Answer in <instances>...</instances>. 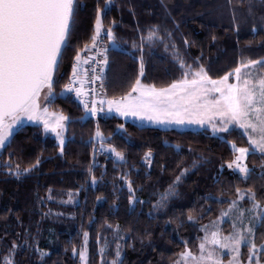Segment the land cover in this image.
I'll list each match as a JSON object with an SVG mask.
<instances>
[{
  "label": "trees",
  "instance_id": "16d2710c",
  "mask_svg": "<svg viewBox=\"0 0 264 264\" xmlns=\"http://www.w3.org/2000/svg\"><path fill=\"white\" fill-rule=\"evenodd\" d=\"M77 5L72 38L56 74L57 93L69 81L77 51L90 44L97 6L104 7L105 0H77ZM103 25L104 30L112 26L116 36L104 74L102 96L106 93L108 98L129 90L140 75L141 56L142 82L158 89L182 78L174 52L194 70L203 65L213 79L232 72L241 60L264 59V0H112ZM154 26L157 36L150 41ZM105 42L108 46L106 36ZM50 109L69 117L63 154L38 125L20 127L0 150V264L13 242L21 245L14 264H78L73 248L85 232L87 264H101L99 250L104 244L108 245L105 257L113 260L117 234L123 237L124 264H172L185 242L194 254L198 252L200 229L237 199V187L245 195V207L252 205L248 189L264 205V155L255 152L247 157L245 163L252 169L247 180L227 168L234 158L231 143L249 147L237 128L215 136L207 130L138 126L113 115L81 120L85 111L71 94L58 98ZM97 131L104 145L123 153V161L96 151ZM149 151L150 164L145 161ZM37 157L40 164L19 179L4 167L8 161L13 167H28ZM184 169L188 171L174 183ZM126 180L134 189L131 205ZM170 185L174 194L164 207H155ZM69 194H76V204L59 202ZM189 215L194 221L188 220ZM255 243L264 244L260 222ZM36 248L47 252L43 259ZM247 249L241 250L243 262ZM259 259L264 262V252Z\"/></svg>",
  "mask_w": 264,
  "mask_h": 264
},
{
  "label": "snow or ice",
  "instance_id": "6c2138e0",
  "mask_svg": "<svg viewBox=\"0 0 264 264\" xmlns=\"http://www.w3.org/2000/svg\"><path fill=\"white\" fill-rule=\"evenodd\" d=\"M111 3L112 0H105L104 7L97 6L90 44H85L83 49L77 51L69 81L63 85L62 91L57 93L56 74L63 51L72 38L77 0H0V148L10 142L16 128L27 120L38 126L42 125L45 134H54L63 154L69 117L62 112L51 111L50 106L58 98L67 99L69 94L75 92L85 110V116L81 117V120L89 114L96 116L103 112L104 106L107 105L108 112L114 110L123 117L147 119L154 123H207L211 125L214 134L228 133L232 126H237L248 137L249 147H237L235 143H231L234 158L227 163V168L238 172L247 180L252 172L245 163L247 157L255 152L264 155V74L256 71L258 68H264V59L241 60L232 72L213 79L203 65L194 70L193 65L186 64L184 59L174 52V59L182 70V78L158 89L155 85L142 82L140 77L144 74V62L141 56L140 75L130 84L129 90L118 98L108 99L105 93L97 100L94 98L98 95L97 90L92 89L89 92L85 86L99 80L100 89L104 88L109 47L102 46L101 41L106 36L111 45H116L113 27L109 26L104 31L103 25V16ZM235 19L234 12V22ZM112 23L114 25L115 21ZM255 30L254 28L253 31ZM156 36L157 30L154 26L148 39L151 41ZM133 47L138 46L134 44ZM140 48L142 51V46ZM82 51H95L96 56L82 59ZM194 63H198V60ZM83 65H89V68L82 72ZM231 77L235 78V82H230ZM75 85L79 86L74 87ZM90 97L92 99H89ZM119 128L123 129L124 125H119ZM96 137L100 138L103 145L102 133L97 131ZM109 150L116 159H125L123 153L115 147L110 146ZM151 156V151L145 154V161L149 164ZM40 162L37 157L34 164L21 168L19 164L13 167L12 162L8 161L4 167L8 169L9 174L19 179L31 172ZM187 171L188 169H184L174 183H178ZM96 182V177L92 176L93 185ZM126 183L131 205L135 202L134 189L131 180H126ZM173 194L174 188L170 185L168 192L161 195L155 207H164L168 197ZM236 195L237 199L228 203V208L222 210L219 218L223 222L224 218L234 211L237 212L238 215L232 224L233 231L223 236L216 221L211 225H204L200 230L205 236L199 243L198 253L194 254L185 242L184 251L179 253L172 264H224L225 250L230 257L227 264H241L243 246L249 249L248 264H252L254 257L255 264H261L258 253L264 252V244L258 248L255 243L254 225L250 220L247 226L238 227L237 222L244 225V216L248 212L253 213L252 220L264 224V205L256 200V193L248 189L247 195L252 206L246 210L240 209L238 200H243L244 193L239 187L236 188ZM188 220L194 221V217L189 215ZM116 230L119 231L118 226ZM84 236L87 238L88 233L85 232ZM20 247L21 245L13 242L4 264H14V254ZM35 251L40 253L41 259L46 255L39 248ZM75 253L76 249L73 248V254ZM79 255L81 261L86 264L85 251H80ZM110 264H124L119 244L115 258Z\"/></svg>",
  "mask_w": 264,
  "mask_h": 264
},
{
  "label": "rangeland",
  "instance_id": "374dc122",
  "mask_svg": "<svg viewBox=\"0 0 264 264\" xmlns=\"http://www.w3.org/2000/svg\"><path fill=\"white\" fill-rule=\"evenodd\" d=\"M108 47H116V45H111L110 44V42L108 41ZM256 71L258 72V73H260V74H264V68H258V69H256ZM230 82H235V78L234 77H231L230 78ZM62 91V90H61ZM60 91V92H61ZM71 95H73V94H71ZM74 96V95H73ZM76 98V97H75ZM106 98H108V97H106ZM108 99H111V98H108ZM41 103H43V98H41ZM51 110V109H50ZM104 110H105V113L107 114V105H105L104 106ZM51 111H53V110H51ZM111 114H113V115H116L118 118H120V119H123V120H125V121H134V122H136V123H142L141 121H143V122H149V123H152L153 125H155L154 127H156V128H159V129H176V130H191V131H199V130H207L210 134H212V135H215V136H222L223 134H224V132H216L215 134L213 133V130H212V127H211V125H209V124H204V125H200V124H192V123H188L187 121H185V123L184 124H176V123H154V122H152V121H149V120H147V119H138V118H135V117H123V116H120L118 113H116L114 110L112 111V112H110ZM86 117H89V115L88 116H86ZM24 125H37L36 123H34V122H29V121H27V120H24L23 121V123H21L17 128H16V130L17 129H19L20 127H22V126H24ZM42 126V125H41ZM233 128H237V129H239L242 133H243V130L242 129H240V128H238L237 126H232V129ZM49 135H51L55 140H56V138H55V136H54V134H51V133H48ZM246 136V135H245ZM246 138H247V140H248V137L246 136ZM65 141H66V132H65ZM56 143H57V145H58V147H59V152L61 153V149H60V145H59V143H58V141L56 140ZM95 145H96V147H95V149H96V151L97 152H99V153H108L113 159H115V160H117V161H120V160H118V159H116V157L114 156V154L109 150V147H107L106 145H102V143H101V140H100V138H98V137H96L95 138ZM2 148H0V150H1ZM259 153V152H258ZM95 161V160H94ZM229 170V172L230 173H232V174H237V175H239V173L238 172H234L233 170H230V169H228ZM240 176V175H239ZM243 178V177H242ZM172 195H170L169 197H171ZM168 197V198H169ZM244 197H245V195H244ZM50 199V198H49ZM59 202L60 203H63V204H70V205H74V204H76L77 203V196H76V194H69L66 198H64V199H61V200H59ZM238 205H239V208L240 209H244V210H246V209H249V208H251V206H249V207H245L244 205H243V203H242V200H238ZM49 214H50V216H55V215H57V213H54V212H49ZM237 215H238V213L237 212H233L230 216H228V217H226V218H224V220H223V222H221L220 221V217L218 218V219H216V220H214V221H216L217 222V224H218V227H219V229L221 230V234L223 235V236H227V235H229L232 231H233V228H232V224H233V221L236 219V217H237ZM252 215H253V213H248V212H246L245 213V216H244V225H239V222H237L238 223V227H241V226H247L248 224H249V222H250V220H251V223L254 225V227H256L257 225H258V223H259V221L258 220H252L251 218H252ZM212 224V222H210L208 225H211ZM211 230H214V229H210V231ZM209 235H210V233H209ZM205 236V233L202 231V237H201V239L203 238ZM115 239H116V243H115V253H116V249H117V245L119 244L120 246H121V253H123V245H122V242H123V237L121 236V234H117L116 236H115ZM201 239H200V242H201ZM258 248H259V246H258ZM42 252H44V253H46L47 254V252L46 251H44V250H42V249H40ZM103 250V251H102ZM107 250H108V245L107 244H104V245H102L101 247H100V250H99V253H100V256H101V264H103L104 262H108L109 264H110V262L112 261V260H108V258L107 257H105L106 256V252H107ZM241 250H242V248H241ZM80 251H85V253H86V264H87V261H88V253H87V238H85V236L83 235L82 236V239H81V242H80V244L78 245V247L76 248V253L74 254V256L75 257H77V259H78V264H85V262H82L81 261V259H80V255H79V253H80ZM198 251H199V248H198ZM247 259H246V261L245 262H243L241 259V264H248V254H249V249H247ZM242 252V251H241ZM198 253V252H197ZM197 253H195V254H197ZM262 253V252H261ZM261 253H258V256H259V258H260V256H261ZM38 254H40L39 252H38ZM115 255V254H114ZM177 259V258H176ZM230 259V257L228 256V254H227V252H226V250H225V253H224V264H227V262H228V260ZM255 259H256V257H254L253 258V262H252V264H255ZM4 260H5V258H4ZM4 260H3V263H4ZM261 264H264V262L262 261L261 262Z\"/></svg>",
  "mask_w": 264,
  "mask_h": 264
},
{
  "label": "built area",
  "instance_id": "2783aa9c",
  "mask_svg": "<svg viewBox=\"0 0 264 264\" xmlns=\"http://www.w3.org/2000/svg\"><path fill=\"white\" fill-rule=\"evenodd\" d=\"M104 31H106V30H104ZM101 45L102 46H106L105 37H103V39L101 41ZM89 56L95 57L96 56V52L95 51H92V52L82 51V53H81V58L82 59H86ZM93 66H95V65H93ZM88 68H89V65H83V71H84V69H88ZM105 70H106V66H105ZM104 74H105V72H104ZM99 86H100V81L99 80H97L94 84L86 85L85 86L86 87V90L89 91V92L92 89H96L97 90L98 95L96 97H94L97 100H99L101 98V96L103 94V90H104V88H103V90H101ZM89 99H92V98L90 97ZM82 107H83V105H82ZM83 109H84V107H83ZM106 116H107V114L105 113V110L103 112L98 113L96 116H91L89 114V117H91V118H93L95 120L105 118Z\"/></svg>",
  "mask_w": 264,
  "mask_h": 264
},
{
  "label": "crops",
  "instance_id": "0c3cea01",
  "mask_svg": "<svg viewBox=\"0 0 264 264\" xmlns=\"http://www.w3.org/2000/svg\"><path fill=\"white\" fill-rule=\"evenodd\" d=\"M81 71L83 72V67H82V69H81ZM79 85H75L74 87H78ZM71 94H73L74 95V97H76V95H75V92H73V93H71ZM107 115H113V114H111L110 112H108L107 111ZM113 116H116V115H113ZM117 117V116H116ZM118 118V117H117ZM123 120V119H122ZM124 122H129V123H132V124H135V125H138V126H144V127H152V128H156V127H154L155 125H153L152 123H149V122H143V121H141L142 123H136V122H134V121H125V120H123ZM41 126V125H40ZM42 127V126H41Z\"/></svg>",
  "mask_w": 264,
  "mask_h": 264
}]
</instances>
